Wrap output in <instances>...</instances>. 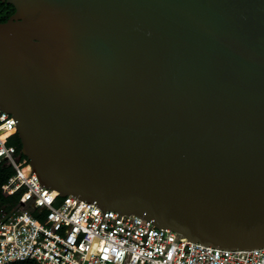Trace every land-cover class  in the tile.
Instances as JSON below:
<instances>
[{"label": "water", "instance_id": "obj_1", "mask_svg": "<svg viewBox=\"0 0 264 264\" xmlns=\"http://www.w3.org/2000/svg\"><path fill=\"white\" fill-rule=\"evenodd\" d=\"M0 1V109L41 187L264 247V0Z\"/></svg>", "mask_w": 264, "mask_h": 264}, {"label": "built area", "instance_id": "obj_2", "mask_svg": "<svg viewBox=\"0 0 264 264\" xmlns=\"http://www.w3.org/2000/svg\"><path fill=\"white\" fill-rule=\"evenodd\" d=\"M14 134V120L0 109V162L14 171L1 193L23 189L17 205L0 217V264H264V247L224 250L180 240L135 215L117 216L72 195L60 197L40 186L30 162L21 166L23 152L7 145Z\"/></svg>", "mask_w": 264, "mask_h": 264}, {"label": "trees", "instance_id": "obj_3", "mask_svg": "<svg viewBox=\"0 0 264 264\" xmlns=\"http://www.w3.org/2000/svg\"><path fill=\"white\" fill-rule=\"evenodd\" d=\"M14 12V7L11 4H7L6 2L0 1V22L6 21L11 14ZM7 145L13 146L16 151H21V143L17 136L14 134L9 137L7 141ZM28 163L27 158L22 155L20 164L21 166H25ZM13 168L10 165L5 164L4 162H0V217L3 214L8 213L12 210V208L17 205L19 201V196L22 192V188L15 191L13 194L5 197L1 193V186L6 182V180L13 174ZM8 264H37L34 261L30 260H22V261H14Z\"/></svg>", "mask_w": 264, "mask_h": 264}, {"label": "bare ground", "instance_id": "obj_4", "mask_svg": "<svg viewBox=\"0 0 264 264\" xmlns=\"http://www.w3.org/2000/svg\"><path fill=\"white\" fill-rule=\"evenodd\" d=\"M22 155H24L26 158H27V160H28V162H29V158H28V155L27 154H22ZM26 166V165H25ZM25 166H23L24 168H25Z\"/></svg>", "mask_w": 264, "mask_h": 264}]
</instances>
